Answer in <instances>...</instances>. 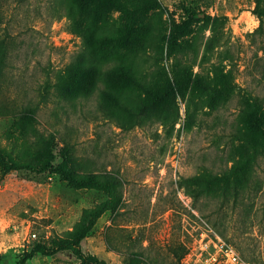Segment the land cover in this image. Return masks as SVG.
<instances>
[{
  "label": "rangeland",
  "instance_id": "374dc122",
  "mask_svg": "<svg viewBox=\"0 0 264 264\" xmlns=\"http://www.w3.org/2000/svg\"><path fill=\"white\" fill-rule=\"evenodd\" d=\"M98 1L97 12L84 18L76 0L0 1V39L10 44L0 79V151L33 157L39 133L54 138V155L72 144L81 162L122 178L121 214L99 219L82 242L87 257L126 264L134 244L148 264H209L215 246L226 244L247 264H264V157L252 171L251 189L238 195L232 186L196 181L207 170L219 178L246 154L233 135L242 128V109L253 99L264 105V0ZM128 26L132 32L121 40ZM90 55L160 89L164 98L152 110L158 117L138 109L134 120L120 113L123 125L106 119L101 88L137 95L140 89L101 80ZM221 75L230 81L222 100ZM170 81L179 88L168 92ZM208 81L217 91L207 89ZM25 107H37L36 122L22 130L18 116ZM105 199L62 183L49 167L6 173L0 178V264H20L39 244L53 250L84 209ZM170 247L185 249L181 262ZM25 264L81 261L62 251L36 254Z\"/></svg>",
  "mask_w": 264,
  "mask_h": 264
},
{
  "label": "trees",
  "instance_id": "16d2710c",
  "mask_svg": "<svg viewBox=\"0 0 264 264\" xmlns=\"http://www.w3.org/2000/svg\"><path fill=\"white\" fill-rule=\"evenodd\" d=\"M19 1L24 2L26 0ZM76 1L80 8L79 16L82 18H84V15L86 16L99 8V6H97L99 5L98 0ZM110 3L111 2L108 4L110 5ZM103 4L104 3H101V6ZM2 22V15L0 14V23ZM190 26L188 21L184 23V28H190ZM127 31L122 33L120 36L121 40H124L125 37L128 36L126 34H131V27L128 26ZM102 39L106 40L112 38L103 37ZM104 40H99V43H104ZM9 46L10 44L7 40L0 39V79L3 75ZM94 57L90 55V58L94 60L89 61V65L92 66V69H94V72L101 80L107 76V79L116 78L119 81H127L130 84L134 82L137 88L140 89V93L137 95L135 92H124L123 89L114 88L111 85L101 88L102 103H100V108L106 119L114 121L118 118L121 121L120 124L123 125L124 120L120 116V113H125L128 116L130 115L132 120H134L137 116L139 117L140 112L143 114L153 109L155 110L160 106L164 97L162 96V91L153 83L146 82L143 79L137 80L133 71L122 67L120 64L112 68L107 67L109 65H101V61ZM182 72H184V70ZM176 81H170L168 83V89H166L168 92L175 88H179V84L176 83ZM229 84L230 81L228 76H219L220 100L223 98L222 92L230 88ZM216 85L217 84L211 81L206 82L207 89L211 91H217V88H214ZM138 109L140 112L136 114ZM153 111L148 112V118L153 116L158 117L157 113ZM36 112L37 107H25L21 110L18 116V122L22 130H26V127L33 128L32 126L36 122L34 117ZM239 121L242 128L237 129L233 138H235V141L238 142L240 147L246 149V154L240 155L239 159L233 162L232 166L225 170L219 178L214 177L213 172L208 170L206 171V175L196 178L197 182H204L207 188L210 185L221 183L225 188L232 186L235 193L238 195L243 190L245 191L252 187V171L254 167L258 165L260 159L264 157L263 102L259 99H253V103L250 106L248 105L247 108L242 109L239 115ZM37 137L39 151L35 156L28 159H14L12 156L0 151V178L6 173L15 171L43 173L46 172L49 167L62 183L76 190L89 189L102 192L106 195V199L92 208L84 209L75 228L68 233L66 238L57 240L53 250H49L46 245L39 244L32 249L30 254H26L21 259L20 264H25L28 259L36 254L52 256L62 251L71 252L81 261V264H107L97 257L85 256L82 251V242L95 228L97 222L105 213L109 212L113 214L114 219L121 214V210L124 206L122 178L112 171L97 172L93 170L87 162H81V160L75 156V146L72 144L66 143L61 151L54 155L53 152L55 150H50L54 138H47L39 133H37ZM258 187L259 184H256L255 188ZM129 249V252H127L126 264H148V262L142 258V252L135 250L134 244H132ZM170 251L178 263L181 262L184 255L187 254L183 247H170Z\"/></svg>",
  "mask_w": 264,
  "mask_h": 264
},
{
  "label": "built area",
  "instance_id": "2783aa9c",
  "mask_svg": "<svg viewBox=\"0 0 264 264\" xmlns=\"http://www.w3.org/2000/svg\"><path fill=\"white\" fill-rule=\"evenodd\" d=\"M209 260V264H247L232 247L226 244L216 245Z\"/></svg>",
  "mask_w": 264,
  "mask_h": 264
}]
</instances>
